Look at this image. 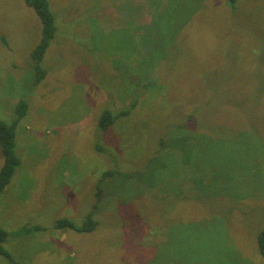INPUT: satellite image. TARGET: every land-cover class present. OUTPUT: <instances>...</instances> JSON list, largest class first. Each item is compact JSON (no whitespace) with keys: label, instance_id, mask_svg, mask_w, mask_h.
<instances>
[{"label":"rangeland","instance_id":"374dc122","mask_svg":"<svg viewBox=\"0 0 264 264\" xmlns=\"http://www.w3.org/2000/svg\"><path fill=\"white\" fill-rule=\"evenodd\" d=\"M49 3L57 31L35 84L41 22L25 0H0V119L28 106L16 127L20 165L0 194L12 259L264 264V0H237L234 12L226 0H160L176 5L160 14L176 22L168 44L152 28L155 0ZM133 100L129 115L98 130L102 109ZM151 158L161 166L150 186L105 179L94 231L53 227L93 213L106 171H140ZM25 226L41 229L14 233Z\"/></svg>","mask_w":264,"mask_h":264},{"label":"trees","instance_id":"16d2710c","mask_svg":"<svg viewBox=\"0 0 264 264\" xmlns=\"http://www.w3.org/2000/svg\"><path fill=\"white\" fill-rule=\"evenodd\" d=\"M156 5H154V12L152 17L154 18V23L152 24V28L156 29V32L163 31V38L160 39L161 43H170V29L172 21L168 17L160 18L161 13H170L174 10V7H165L162 6L160 3V0H155ZM150 0H148V3ZM237 0H226V4L229 6L230 10L233 12L236 10ZM25 3L31 7L36 15L38 16L40 22H41V29H42V35L41 39L34 47V50L31 53L32 58V64H33V70H34V83L38 84L45 76H46V69L43 68L41 65V62L46 54L47 47L49 46L51 40L55 37V33L57 31V26L55 23V16L54 13L51 11L49 0H25ZM162 21L164 22V27L162 26ZM157 23V24H156ZM176 23V22H175ZM131 32V28L129 30ZM161 35V33H160ZM150 52V50H147ZM161 57H167V49H159L157 46L155 47L156 54L161 52ZM152 54V53H151ZM155 54V55H156ZM154 55V56H155ZM153 85V84H152ZM136 104V102L133 100L129 105L122 107L121 109H118L114 111L113 107H107L102 109L100 114L97 118V128L98 130H105L111 125H113L116 121H118L123 116L129 115L131 109ZM27 102L24 100L19 101L16 103L14 108V116L9 121L6 122L4 120L0 119V151L2 153L3 162L0 167V194L3 192L5 187L9 184L11 181L13 175L16 172V169L20 165V158L16 153V127L19 121L26 115L27 112ZM196 110V109H195ZM193 118V115H190L188 117L189 120ZM175 128L182 127L179 124H176L174 126ZM95 148L98 151H104V148L100 144H96ZM155 151V149H154ZM153 151V152H154ZM157 159L151 158L147 160L146 164L140 171H132V172H124L120 174V171L118 169H110L106 171L102 177L99 179V182L97 183V190H96V200L95 204L92 205L93 213H87L84 217H82L81 222L76 223L74 220L64 217L59 218L55 221L53 224L54 228H68L70 230H73L78 233L83 232H91L96 229L99 224L100 220L98 218H95L94 211H96V208L99 201L103 198L104 190V181L105 179H110L113 177H120V178H127V179H134L140 183L143 184V186L147 185L150 186L151 183L149 180L150 172L152 171L153 174L156 172V170L161 166L159 162L153 163V161H156ZM145 171V173H142ZM91 210V211H92ZM41 228L39 226H32L28 227L25 226L21 230L14 232L18 235H27L35 230H40ZM10 236V233L4 229L0 228V256L5 257L6 259L10 260L13 264H21L17 261H14L10 255V253L6 250L4 247V243L8 240ZM257 245L259 253L264 256V229L259 231L257 235Z\"/></svg>","mask_w":264,"mask_h":264}]
</instances>
